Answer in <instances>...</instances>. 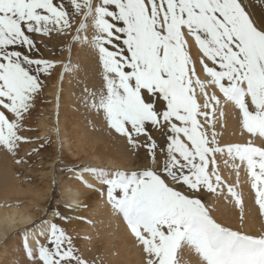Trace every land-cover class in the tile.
Listing matches in <instances>:
<instances>
[{"label":"snow or ice","instance_id":"obj_1","mask_svg":"<svg viewBox=\"0 0 264 264\" xmlns=\"http://www.w3.org/2000/svg\"><path fill=\"white\" fill-rule=\"evenodd\" d=\"M74 24L70 44L98 54L101 87L90 93V107L149 161L137 170L84 167L76 175L88 188L85 173L104 186L101 195L122 217L143 264H264V232L224 226L200 199L226 187L242 207L220 175V157L237 177L244 169L264 217V25L242 0H0V148L13 157L30 142L19 133L42 77L57 67L33 55L37 39L68 35ZM73 70L63 63L61 76ZM221 98L237 111L246 143H218ZM44 224L45 242L36 239L35 250L24 237L33 264H88L63 228Z\"/></svg>","mask_w":264,"mask_h":264},{"label":"rangeland","instance_id":"obj_2","mask_svg":"<svg viewBox=\"0 0 264 264\" xmlns=\"http://www.w3.org/2000/svg\"><path fill=\"white\" fill-rule=\"evenodd\" d=\"M242 3L247 11V5H257L262 14V21L255 20L253 16L250 13L249 14L257 25H259L258 22L264 24V3H262L261 0H242ZM75 27L76 25L74 24L72 31L69 32L68 35L53 34L51 38L45 37L37 39L39 51L33 53V55L36 58H43L57 62V67L52 71L50 76L42 77L44 85L42 91L35 98L33 107L30 109L29 113L26 114V117L22 122L23 130L19 134L26 137L30 142L21 144L17 149V155L15 157L0 148V170L2 172L9 170L12 175L11 177H13L15 182L22 188H43L45 186L51 188L49 196L43 199L42 202H38V206L40 207L34 208L35 216L38 213L35 219V224L31 227H27L25 230H31L30 232H33V228L42 222L48 221L50 217H52L51 222L56 223L72 237L74 247L77 249V255L85 259L88 264H118L115 263V258H113V261L111 258L104 255L103 247L105 245H102L101 243L104 241L101 237L103 236L101 235L103 230L99 229L97 220L92 218V215H90V211H87V208H82L81 212L74 218V220L77 225L85 224V226H93L92 240H94L91 241V245L90 242L86 241L87 239L82 241L83 237L75 233L76 231L69 226L68 221L58 220L53 215V213L57 211L60 212L61 215H66L64 212V204L56 202L61 198L59 190L61 183L67 180H76L83 184L77 178L76 173L84 167H98L97 169H105L104 163L101 164L102 166H93L91 157L80 152L82 148L92 146V136L97 140L95 150H99V154H105L101 152L103 151V148L105 149V147H107V155L111 152L113 157L116 156V158H120L119 155H124V158L129 160L127 168H118L122 171L137 170L145 167L149 162L145 149L141 148L135 153L131 151L126 140L107 127L103 113H98L95 109L90 107L92 101L90 93H97L101 87L98 54L87 44H70L72 36L75 33ZM81 35H84V33H81ZM88 35L91 36V32H89ZM69 48L71 51H69ZM69 61L74 70L64 73L63 76H61L62 64ZM55 82L58 83L55 90V94H57L55 95L54 100L55 110L53 112L54 120L52 122L55 134L46 138H41L39 136L40 130L38 128V122L42 118V114L48 110L52 103V100L48 95L49 92L54 90L53 86H55ZM231 111H234L237 115V111L232 106H230V112ZM56 116L60 118V120L57 119ZM55 123H61V126L66 129V131H69V140L71 143L70 151H67L64 147L61 148L60 146L55 145L54 139L59 138L56 133H58V125H60ZM56 125L58 127H56ZM214 130L217 133L216 129ZM153 136L158 142L164 141V137L159 133H153ZM217 140L220 142V136L218 133ZM34 149L35 151H33ZM89 155H92V151ZM16 159H22L24 163L17 164L15 163ZM69 168L74 170L68 171ZM227 169L228 174L225 179L222 176L221 177L225 184L233 186L241 199L242 188L245 187L250 193L253 192L250 187L249 178L243 168L240 169L238 177L234 169L229 167H227ZM105 170L112 171L109 169ZM47 174L51 175L48 176ZM84 175L88 174L85 173ZM89 176L92 179L90 174ZM104 190L105 188L102 185L101 191ZM88 191L89 195L92 197L95 195L103 196L104 203L106 206L108 205L106 194L101 195V191L98 192L95 189ZM224 197L228 201L226 205L228 208H226L225 212L218 211L217 206H219V202H226V200L222 199ZM200 199L209 208L214 219L224 226L252 235H259L264 232V217L260 215L259 206L255 202V194L253 203L256 205V208L253 209L254 213L252 215L249 214V211L246 213L244 212L246 209L243 202L241 208L236 207L232 197L227 194L226 187L223 189L218 188L216 193L207 192L205 190L200 196ZM29 202H32V199L28 195L20 201H11L9 203L23 206L27 205ZM83 212H85L86 215L83 214ZM244 216L246 219L255 218L257 222L260 221L259 229H262H260L257 234L244 231L246 223ZM241 217H243V219H241ZM120 222L125 230L127 227L121 216ZM8 237L4 239V245L6 243L9 244L12 241L14 242V245H12L13 243H10L7 249H5L6 252L3 253L0 258V264H33V261L28 258L27 252L24 248V232L18 230L14 234L8 235ZM103 237L106 238L108 236L106 235ZM1 246L0 253L3 251ZM35 248L36 245L31 249L35 250ZM105 251L109 252V249L107 248Z\"/></svg>","mask_w":264,"mask_h":264},{"label":"bare ground","instance_id":"obj_3","mask_svg":"<svg viewBox=\"0 0 264 264\" xmlns=\"http://www.w3.org/2000/svg\"><path fill=\"white\" fill-rule=\"evenodd\" d=\"M247 9L255 20L262 21L263 19L262 14L257 5L254 6L247 5ZM258 24L264 25L261 22H258ZM191 54L193 55V57L196 56L197 51L195 48L192 49ZM197 71L199 72V65H197ZM203 78L204 77L201 75V79ZM57 86L58 83L55 82V86H53L54 90L49 92L48 95L51 98L52 103L50 102L51 104L47 111L45 112L43 111L44 113L42 114V118L38 122V128L40 130L39 136L41 138H46L50 135L55 134L54 131L55 129L52 126L53 125L52 122L54 120L53 117V112L55 110L54 100H55V95L57 94V93L55 94V90ZM230 106L231 105L224 104L221 98V105L217 107L215 110L214 129H216L217 133L220 136V142L218 143L221 146H225L228 144H235V143H246L248 139L247 134H244L241 131L238 116L234 111L230 112ZM57 119L60 120V118L58 117ZM55 124H60L58 125L59 131L57 129L58 133H56L58 134L59 138L54 139L55 145L60 146L61 148L64 147V149L70 151L71 143L69 140V131L68 130L66 131V129H64L61 126V123H55ZM58 126L56 125V127ZM96 144H97V140L92 136V146H87L80 150V152L91 157L93 166L101 165L104 163V168L109 170H115V169L117 170L118 168L125 169L128 167L127 164L129 160L127 158H124V155L118 154L120 158L118 157L116 158V156L113 157L112 156L113 154L111 152L109 153V155H107L106 151L108 149L107 147H105L104 149L103 146H102L103 151L100 152L105 154L103 155L99 154L98 153L99 150L97 151L95 150ZM91 151H92V155H89L91 154ZM217 161H218L220 175L225 179V177L228 174V169L223 162V158L217 157ZM11 176L12 175L10 174L9 170H7L6 172L5 171L2 172L0 170V246L3 245L1 246L3 251L0 253V258L2 257L3 253L6 252L5 249H7L10 243H13L12 245H14L13 241L10 242L9 244L6 243L4 245L5 243V242L3 243L4 239H6L8 235L10 234L12 235L18 230L24 232V237L25 235H29L28 245L30 248L36 245L35 243L36 239H39L41 243L45 242L44 237L39 235V233L46 227L44 222L40 223L35 228H33V232H30L31 230L27 231L25 229L35 224L36 222L35 219L38 213L35 216L34 208L40 207L38 206V202L40 201L42 202L43 199L49 196L51 188L49 186H45L46 188L33 187V188L25 189L22 188L20 185H18L15 182V179ZM84 176L85 179L90 184L93 185L92 188H88L76 180L74 181L67 180L60 184L59 190H60L61 198L56 202L64 204L65 206L64 212L67 216H69V220H68L69 226L72 227L74 231H76L75 232L76 234L83 237L82 241L87 239L86 241L90 242L91 245L92 244L91 241L94 240V239L92 240L93 230H94L93 226L89 227V226H85V224L77 225L74 220V218L77 217L78 214L81 212L82 208H87V211H90V215H92V218H95V220H97V224H99V229L103 230L101 235L108 236L106 238L101 236L102 239L104 240L101 243L102 245H105L103 247L104 255L108 258H111L113 261H114L113 258H115L116 259L115 263L118 264H143V260H144L143 254L140 248L137 247L136 242L134 241L133 237L130 235L128 229L126 228L124 230L120 222V216L114 213V211L112 210L109 204L106 206L103 200L104 199L103 196L95 195L92 197L91 195H89L88 190L95 189L96 191L100 192L102 190V185L99 184V182L96 181L94 178L91 179L89 174ZM28 195L31 197L32 202H29L27 205L17 206L12 203H9L11 201H20L22 198ZM241 197H242V202L246 209L244 212L246 213L249 211V214L252 215L254 213L253 209L256 208V205L253 203L254 193L253 192L250 193L249 190H247L244 187L242 188ZM222 199L226 200L225 197ZM227 203H228L227 200L226 202H219V206H217V210L225 212L226 208H228L226 206ZM70 208L71 211H69ZM83 214H85V212H83ZM244 218L246 219L245 216ZM48 221L51 222L52 217H50ZM259 223L260 221L257 222L255 218L246 219L244 231L257 234L260 231V229H262V228L259 229V225H260ZM104 248L105 249L108 248L109 252H106Z\"/></svg>","mask_w":264,"mask_h":264}]
</instances>
